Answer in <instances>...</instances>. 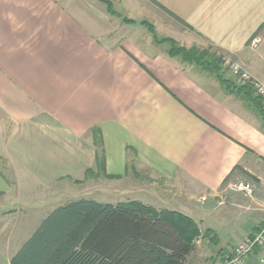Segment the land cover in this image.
<instances>
[{"label": "crops", "instance_id": "crops-1", "mask_svg": "<svg viewBox=\"0 0 264 264\" xmlns=\"http://www.w3.org/2000/svg\"><path fill=\"white\" fill-rule=\"evenodd\" d=\"M147 24L157 37L231 55L264 84V0H0V211H15L17 232L29 234L10 245L0 225V264L79 199L177 211L216 241L205 215L242 220L226 246L201 236L200 264H218L259 230L262 118L171 57ZM241 180L253 195L230 189ZM192 204L202 222L181 209Z\"/></svg>", "mask_w": 264, "mask_h": 264}, {"label": "trees", "instance_id": "trees-1", "mask_svg": "<svg viewBox=\"0 0 264 264\" xmlns=\"http://www.w3.org/2000/svg\"><path fill=\"white\" fill-rule=\"evenodd\" d=\"M147 27L155 42L172 41L158 40L153 25ZM172 44L171 57L181 56L214 76L227 92L242 97L260 115L264 128V99L252 94L251 84L225 78L217 52ZM200 234L195 220L177 211L157 210L139 201L99 204L79 199L54 209L11 264H186Z\"/></svg>", "mask_w": 264, "mask_h": 264}, {"label": "rangeland", "instance_id": "rangeland-1", "mask_svg": "<svg viewBox=\"0 0 264 264\" xmlns=\"http://www.w3.org/2000/svg\"><path fill=\"white\" fill-rule=\"evenodd\" d=\"M126 20L129 21L128 18H126ZM131 21H134V20H131ZM147 29H148V27H147ZM148 31H149V29H148ZM158 38H159L158 40H163V39H165L167 37H163V36H159L158 35ZM170 39H172V41L168 42V43H163V42H160V41H158L156 43H157V45H165L166 44L165 47L168 48L169 50L173 46L172 42H174L176 46H181V47H185L183 45H186V46L187 45L188 46L191 45V44H188V43H191L189 41H188L187 44H185L186 41H184V43H182V41L178 42L177 40H175L173 38H170ZM188 46L186 48H191L192 47V45H191V47H188ZM217 56L220 58V62H221V66H222V73H223L224 77L232 80L236 84L245 85V84L239 83L238 76L234 75L233 73H231V71L228 68L223 66V58L224 57H229L231 60L236 61V62H239V61L236 58L232 57L231 55H225L223 53H218L217 52ZM175 57L180 58L181 59V63L184 64L187 67L191 66V65L192 66H196L195 64H189V63L184 62L182 60L181 56H175ZM195 68H197L199 70V72L200 71L203 72L199 67L196 66ZM252 94L256 95L254 89H253ZM1 119H3V116L0 114V127H1L2 124H5L4 123L5 121H3ZM7 128H8L9 131H11L14 127L11 124H7ZM218 202H217V204L215 202L216 206L218 205ZM97 203H99V204H118V203H123V202H116V201L113 200V201H108V202H105V203H100V202H97ZM192 207H193V210H184V206L181 209H183V211L185 213H189L194 218H197L199 222H202V220L200 218L201 217L200 216V211L202 210L203 206H201L200 204H196L194 206L192 204ZM12 212L16 213L15 211H9V213H8L9 215H8L7 213H3V212L0 211V225L4 226L5 229L7 228V229L11 230L10 233H8V234L6 233L7 241H8V243H10V245L14 244L13 242L15 240H16V242L18 244L21 243L25 239V237L27 238L28 235H29L26 232L25 233H18L17 232V229L19 228L18 226H19L20 218L18 217L17 214H12ZM204 217L207 219L206 220L207 222H205L204 224L210 222L212 227L215 229V231L217 232V235L219 237V241L214 242L215 247L216 246L217 247L221 246L222 244H224L226 246L227 245V242H226L227 240L226 239L229 238L232 234L234 236H236L238 239L240 237L239 235L243 234L244 222L242 220L238 219V218L227 217L225 219H222V217L219 216L218 213H214L213 216L211 215L210 217H207V215H205ZM204 224H203V227L205 228L206 226ZM199 230H200L201 234L194 241L195 249L193 250V252L188 257V260H187L186 264H200L201 260L198 257L199 256L198 253H199L200 249L205 245L203 242H201V243L198 242L200 240L201 236H202V238L204 237L205 239H207L209 242L213 241L212 235L209 236V234H207L206 231L202 232V230H204V229L201 230L200 227H199ZM209 251H211V250H209ZM209 261H206V262H209Z\"/></svg>", "mask_w": 264, "mask_h": 264}, {"label": "built area", "instance_id": "built-area-1", "mask_svg": "<svg viewBox=\"0 0 264 264\" xmlns=\"http://www.w3.org/2000/svg\"><path fill=\"white\" fill-rule=\"evenodd\" d=\"M259 42L258 39L254 40L253 47H257ZM223 66L238 76L239 83L251 84L255 94L264 99V84L255 80L239 62L224 57ZM230 189L251 196L254 193L255 186L249 181L241 180L231 185ZM220 258L218 264H264V214L259 230L244 237L231 250L224 252Z\"/></svg>", "mask_w": 264, "mask_h": 264}]
</instances>
